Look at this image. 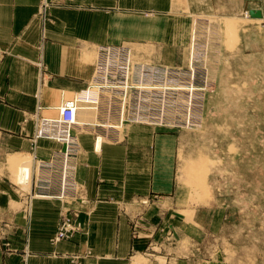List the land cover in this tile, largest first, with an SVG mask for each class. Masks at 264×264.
I'll return each instance as SVG.
<instances>
[{
	"label": "rangeland",
	"instance_id": "rangeland-1",
	"mask_svg": "<svg viewBox=\"0 0 264 264\" xmlns=\"http://www.w3.org/2000/svg\"><path fill=\"white\" fill-rule=\"evenodd\" d=\"M39 1L36 14L44 24L51 20L50 3ZM133 2L147 8L163 2L155 35L164 44H128L139 59L170 65L184 74L188 73V66L194 70L193 86L198 90L191 91L195 93L194 104L192 108L189 106L194 123L188 122L186 106L182 105L178 123L141 124L173 133L171 175L175 186L167 194L133 197L118 204L131 226L129 254L122 262H98L264 264V0ZM121 43L125 42L101 45ZM101 45L84 51L92 63V73ZM40 48L38 43L35 49L41 51ZM9 55H13L12 49L0 48V70L1 66L12 64L4 59ZM23 62L29 63L33 67L29 71L38 76L36 101L47 106L40 103L38 115L35 111L22 113L20 131L14 132L11 126L0 123V198L8 202L4 213L0 201V245L5 255L22 254L26 259L32 253L16 245H19L16 241L24 244L26 237L15 236L14 231L18 224L25 226L36 199L57 203L58 221L49 238L52 246L75 237H84L85 242L88 239L95 204L75 174L81 154L79 135L90 133L98 150L101 142L122 141L130 127L139 123H125L118 132L109 127L76 125L74 143L65 145L51 139L54 148L47 156L41 153L45 157L4 150L6 141L2 137L7 139L11 134L27 137L24 125L28 121L35 126L29 136L33 146L44 139L35 138L39 119L57 117L55 108L83 89L66 94V98L60 93V101L49 104L48 71L43 59L19 61ZM182 78L185 84L188 77L182 75ZM188 94L181 91V104ZM8 96L12 97L13 93L0 88V105L8 101ZM78 114L77 121L98 124L95 110L83 109ZM99 134L103 137L96 139ZM63 167H67L65 187L61 183ZM19 172L24 173L21 178ZM11 213H20L22 219L15 221ZM65 223H69V228ZM64 228L67 235L58 239ZM51 256L67 259L70 264H87L93 252L86 245L78 252H52Z\"/></svg>",
	"mask_w": 264,
	"mask_h": 264
},
{
	"label": "crops",
	"instance_id": "crops-1",
	"mask_svg": "<svg viewBox=\"0 0 264 264\" xmlns=\"http://www.w3.org/2000/svg\"><path fill=\"white\" fill-rule=\"evenodd\" d=\"M39 2L0 0V48L8 47L13 53L4 58L12 64L6 68L1 66L0 70V88L13 93L0 105V123L11 126L14 132L23 129L22 113L40 114L37 106L41 103L34 96L38 76L29 71L33 69L29 63L19 61L43 59L50 88L46 92L47 103L55 104L60 101V93L66 98V94L83 88L89 80L93 66L84 54L85 49L107 43H163L155 35L163 2L147 8L133 0H49L51 20L44 24L36 14ZM146 11H150L149 15ZM38 43L41 51L35 49ZM20 46L26 51H21ZM31 124L32 121H28L24 125L27 137L20 134H11L7 139L2 137L6 141L3 149L27 152L35 157L51 153L54 146L50 140L40 139L33 146L29 136L35 126ZM151 128L132 125L122 141L101 142L98 150L94 148L93 136L82 132L78 137L81 154L75 174L95 204L88 239L85 242L84 237H75L52 246L49 238L58 221L57 203L36 199L25 226L18 224L14 231L15 236L26 237L24 244L16 241L19 243L16 245L32 254L26 259L22 254L5 255L0 245V264H53V261L70 264L67 259H52L56 258L51 256L52 252H78L86 245L93 252L87 264H99L98 260L124 261L131 248V226L118 204L133 197L167 194L175 186L171 175L174 135ZM1 200L5 213L8 202L6 198ZM11 215L15 221L22 219L20 213Z\"/></svg>",
	"mask_w": 264,
	"mask_h": 264
},
{
	"label": "built area",
	"instance_id": "built-area-1",
	"mask_svg": "<svg viewBox=\"0 0 264 264\" xmlns=\"http://www.w3.org/2000/svg\"><path fill=\"white\" fill-rule=\"evenodd\" d=\"M195 59V58H194ZM183 73L179 68L139 59L135 49L128 43L101 45L98 47L94 71L84 93L64 99L57 109V117H42L35 138L52 139L60 144L74 143L72 131L77 124V112L82 103L97 109L98 95L106 100L105 119L119 118L120 124H168L178 123L181 106H186L188 122L194 123L191 108L194 102L193 93L186 92L187 99L181 101V90L177 86H187L194 70ZM182 75H186L185 84ZM202 89V88H201ZM93 90V91H92ZM195 94V93H194ZM181 98V99H180ZM189 100V101H188ZM187 103V104H186ZM41 108V107H40ZM110 128H113L110 126ZM67 167H63L62 187L66 180ZM46 178L47 177H43ZM69 228V223H65ZM66 228L60 231L59 238L67 235Z\"/></svg>",
	"mask_w": 264,
	"mask_h": 264
},
{
	"label": "bare ground",
	"instance_id": "bare-ground-1",
	"mask_svg": "<svg viewBox=\"0 0 264 264\" xmlns=\"http://www.w3.org/2000/svg\"><path fill=\"white\" fill-rule=\"evenodd\" d=\"M193 70L192 69H190V72H192ZM89 81V80H88ZM87 81V83H86V85L89 83ZM193 81H194V78H190V81H189V83H188V85L187 86H177L176 87V89H178V90H181V91H187L188 93L190 92V91H195L194 89H196L194 86H193ZM86 85L83 87V89H82V91H80L79 93H77L76 95H79V94H83L84 93V88H86ZM93 91V90H92ZM100 98H102V96H99L98 95V103L101 101V104H100V106L97 108V109H95L94 107L93 108H91V107H89V106H87L86 104H84V103H82V105H84V107L85 108H81L80 110H83V109H93V110H95L96 111V120L98 121V124H95V125H92L91 123H87V122H84V121H77V127L79 126V124L80 125H83L84 127H93V126H97V127H102V129H105V128H108L109 127V129H112V130H115V131H119L118 129H120L121 127H123V125L124 124H120V121H119V118L117 117L116 119H114V120H110V119H105V118H103L104 117V111H105V109L107 108V105H106V103H107V101L106 100H101ZM187 104V103H186ZM189 106H191V103L189 102L188 103V107ZM107 110V109H106ZM89 111V110H88ZM79 114H78V112H77V116H78ZM77 116H76V118H77ZM85 116H87V115H85ZM50 117V116H49ZM90 122V121H89ZM88 124H91V125H88ZM94 124V123H93ZM82 126V128H84ZM110 126H112L113 128H110ZM76 127V126H75ZM73 131H72V135H73ZM99 137H103L102 135H97V137H96V139L97 138H99ZM73 138H76V136L75 135H73ZM44 139H46V138H44ZM50 140V139H49ZM13 160H15V159H13ZM12 160V162H14ZM16 161V160H15ZM191 163V162H190ZM194 164V163H193ZM26 164L24 163L23 164V166H25ZM185 165H187L186 163H185ZM184 165V166H185ZM189 166V165H188ZM191 166V165H190ZM194 167V166H193ZM189 170H190V167H189ZM21 174H24L23 172H19V176H20V178H21ZM194 174V173H193ZM203 174V173H202ZM188 175V174H187ZM23 177H24V175H23ZM192 180V179H191Z\"/></svg>",
	"mask_w": 264,
	"mask_h": 264
}]
</instances>
